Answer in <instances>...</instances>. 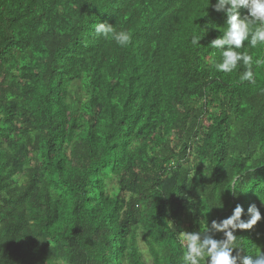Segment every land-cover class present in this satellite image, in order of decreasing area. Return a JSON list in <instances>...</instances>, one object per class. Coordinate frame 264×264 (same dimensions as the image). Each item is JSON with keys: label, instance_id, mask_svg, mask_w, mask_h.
<instances>
[{"label": "trees", "instance_id": "1", "mask_svg": "<svg viewBox=\"0 0 264 264\" xmlns=\"http://www.w3.org/2000/svg\"><path fill=\"white\" fill-rule=\"evenodd\" d=\"M226 20L209 0H0V264H181V231L237 204L262 214L237 251L264 253V65L215 70Z\"/></svg>", "mask_w": 264, "mask_h": 264}, {"label": "clouds", "instance_id": "2", "mask_svg": "<svg viewBox=\"0 0 264 264\" xmlns=\"http://www.w3.org/2000/svg\"><path fill=\"white\" fill-rule=\"evenodd\" d=\"M209 3L215 12L227 16L226 28L210 42L212 48L221 49L222 59L213 64L215 70L237 72L241 84H255V69L264 65V55H256L251 50L264 45V0H215L214 4L209 0ZM242 12L246 14L242 15ZM95 31L121 47H126L132 40L128 31H117L106 22L97 24ZM201 31L204 34L206 30ZM202 38L199 34L194 35L191 43L199 45ZM214 208L223 209L224 205L220 202ZM261 221V211L255 204L249 205L247 212L241 204H237L230 216L212 220L204 232L181 231L178 238L183 253L181 264H264L262 252L255 256H242L237 251L242 247L234 234L237 230H250ZM218 233L223 234V239L215 238ZM147 251L142 249L146 260L149 259Z\"/></svg>", "mask_w": 264, "mask_h": 264}, {"label": "rangeland", "instance_id": "3", "mask_svg": "<svg viewBox=\"0 0 264 264\" xmlns=\"http://www.w3.org/2000/svg\"><path fill=\"white\" fill-rule=\"evenodd\" d=\"M113 186V184L111 183V184H109L108 185V189H111V187ZM190 225V223H182V226H184V227H188ZM140 247H141V250L142 249H146L145 248V246L140 242ZM147 257L149 258V255H148V252H147ZM146 258V257H145ZM147 261L149 262L150 261V259H147Z\"/></svg>", "mask_w": 264, "mask_h": 264}]
</instances>
